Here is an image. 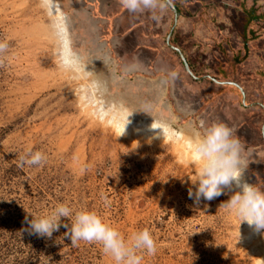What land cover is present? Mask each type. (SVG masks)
<instances>
[{
	"label": "rangeland",
	"instance_id": "rangeland-1",
	"mask_svg": "<svg viewBox=\"0 0 264 264\" xmlns=\"http://www.w3.org/2000/svg\"><path fill=\"white\" fill-rule=\"evenodd\" d=\"M171 1L183 16L171 43L188 39L178 48L199 80L167 44L174 12L164 0L162 10L145 9L146 24L133 27L123 50L134 63L137 47L159 44L164 60L132 79L118 78L110 52L100 50L103 44L74 13L80 1L0 0V42L8 45L0 53V264H114L100 244L72 246L64 227L51 238L22 231L26 216L46 215L60 203L73 218L80 210L97 211L126 240L149 229L157 251L143 252L141 264H264V230L252 241L247 223L221 206L231 190L198 204L189 198L199 165L192 162L194 148L186 147H195L212 124L227 125L243 147V179L264 191V110L253 105L264 106V0ZM61 29L72 64L64 63ZM158 32L159 43L150 40ZM146 55L149 65L157 54ZM233 58L245 97L207 77L225 83L222 69ZM160 68L172 74L167 88L163 78H147ZM150 122L169 136L142 134ZM35 151L45 161L20 166Z\"/></svg>",
	"mask_w": 264,
	"mask_h": 264
},
{
	"label": "clouds",
	"instance_id": "clouds-1",
	"mask_svg": "<svg viewBox=\"0 0 264 264\" xmlns=\"http://www.w3.org/2000/svg\"><path fill=\"white\" fill-rule=\"evenodd\" d=\"M121 4L129 12L136 13L154 7L156 0H121ZM7 47L6 42H0V53ZM130 122L128 119L119 136L125 134ZM150 127L159 129L153 123ZM242 151L240 141L227 125L214 123L209 126L194 147L192 162L199 165V179L195 183V191L188 190V196L198 204L201 199L211 201L219 197L228 188L232 194L221 206L233 211L240 218V225L246 222L255 231L261 232L264 230V191L243 179L246 162ZM45 159L40 151L29 152L27 157L20 158V166L40 165ZM102 199L108 203L105 197L102 196ZM64 219H72L71 225L64 223ZM25 221L27 227L22 231L29 234L51 238L54 232L64 227V237L74 247L81 241L100 244L114 264H141L143 252L154 255L157 251L156 241L149 229L136 231L126 240L97 211L80 210L73 218L72 209L64 203L58 204L46 215L31 216V219L26 216Z\"/></svg>",
	"mask_w": 264,
	"mask_h": 264
},
{
	"label": "crops",
	"instance_id": "crops-1",
	"mask_svg": "<svg viewBox=\"0 0 264 264\" xmlns=\"http://www.w3.org/2000/svg\"><path fill=\"white\" fill-rule=\"evenodd\" d=\"M80 3L78 4V7H80V13L78 14V9L74 10V13H76L77 17H82V22L83 24L88 25L91 32L94 34L95 41L98 44H103L100 46V50H108L110 52V55L113 57L115 60V70L118 78L120 76H123V79H132L131 74L136 75V74H142L148 70V68L153 65V63L160 58L162 53V50H160L161 45L158 44V46H154V48H150L147 45V42L145 41L143 45L138 44L139 47L138 49V55L136 57L140 58L138 62H129L127 61L128 57L130 56V53H125L123 50L125 49V41L124 39L128 37L130 33L133 32V27L135 25H138L139 27H142V25L146 24L145 20H141V16L145 15V11L143 10L141 12H136V13H131L128 10H126L122 4L121 0H77V2ZM76 2V3H77ZM157 6L162 8H165L163 0H156ZM182 11V10H181ZM183 15V12H182ZM73 16V13H72ZM74 17V16H73ZM134 18L136 19V22L131 23L130 19ZM179 19H183V16H180ZM169 22V21H168ZM165 25L161 22V31H164ZM181 25V22L180 24ZM84 28V26H83ZM144 31H145V36L144 39H147V29L146 26H144ZM191 31V30H190ZM161 33L158 32L156 35L149 36L150 40H156V42L159 43L161 39ZM173 44L174 46H182L183 43L187 42L183 41V43H179V45L174 43V38H173ZM187 44V43H186ZM181 48V47H180ZM154 52L156 53V57H150L151 59L153 58L152 63L147 62V55L146 52ZM135 57V56H134ZM142 58V60H141ZM118 59V61L116 60ZM126 59V60H125ZM163 57L159 59L158 62L162 63ZM141 76V75H139ZM145 79H154V80H161L162 78L164 79V82L160 81L161 84L165 83V87L172 83V74H169V72H163L161 68L159 70H154V74H151V76H144ZM237 78V77H236ZM159 82V81H158ZM158 87H161V84L158 83ZM145 87V85H144ZM192 86H189V88L186 89V95L185 98L189 97V92L193 91ZM241 91V90H240ZM256 108H261L260 106H256ZM184 112L187 113L186 115L189 116L191 111L188 108L183 107ZM189 112V114H188ZM183 113V112H182ZM180 114L181 119L183 114ZM264 128V126H263ZM262 128V129H263ZM264 134V132H263ZM264 138V135H263Z\"/></svg>",
	"mask_w": 264,
	"mask_h": 264
},
{
	"label": "bare ground",
	"instance_id": "bare-ground-1",
	"mask_svg": "<svg viewBox=\"0 0 264 264\" xmlns=\"http://www.w3.org/2000/svg\"><path fill=\"white\" fill-rule=\"evenodd\" d=\"M54 4V3H52ZM56 9H57V14L56 16H59L61 14V11H60V8L59 6L56 4ZM61 39H62V54L64 55V63L66 64H72L71 63V59H70V48H69V42H68V39H67V34H66V31L64 29H61ZM62 57V56H61ZM82 68V67H81ZM153 123V126L154 127H158L159 129H153L151 128L150 126L152 125ZM142 130H141V133L142 134H146L147 136H152L154 137L155 135H160V134H163V135H166V136H169L167 134H169V132H167L162 126H160L159 124H156L155 122H150V123H146L145 125L143 124L142 125ZM127 126H126V130H127ZM183 136L182 135H178L177 138L181 139ZM192 144H194L193 142H187V145L186 147H189L190 149L191 148H194V146L192 147ZM247 229L249 231L252 232V236L250 237V239L252 241L255 240L256 238V231L254 230L253 227H250L248 224H247Z\"/></svg>",
	"mask_w": 264,
	"mask_h": 264
},
{
	"label": "water",
	"instance_id": "water-1",
	"mask_svg": "<svg viewBox=\"0 0 264 264\" xmlns=\"http://www.w3.org/2000/svg\"><path fill=\"white\" fill-rule=\"evenodd\" d=\"M164 1L170 6V8H171V9L173 10V12H174V24H173V27H172V29H171V31H170L168 37H167V44H168V46H169L172 50H174V51L179 55V57L181 58V60H182V62H183V64H184L186 70L188 71V73H189L194 79L199 80L200 78L196 77V76L193 74V72L190 70V66H189V64H188V62H187V60H186V58H185L184 53L182 52V50H181L180 48H178V47H176V46H174V45L171 44V37H172V35H173V33H174V30L176 29V27H177V25H178V19H179L180 12H179V9L177 8V6H176L171 0H164ZM207 77L211 78L213 81H215V82H217V83H219V84H234V85H236V86L241 90L242 95L245 97V94H244V92H243V89H242L238 84H236V83H224V82H218L217 80H215L214 78H212V77H210V76H207ZM243 105H246V104H245V101H243ZM253 105H255V106H261V107L264 109V106H263L262 104L257 103V104H253ZM263 132H264V128H263Z\"/></svg>",
	"mask_w": 264,
	"mask_h": 264
},
{
	"label": "trees",
	"instance_id": "trees-1",
	"mask_svg": "<svg viewBox=\"0 0 264 264\" xmlns=\"http://www.w3.org/2000/svg\"><path fill=\"white\" fill-rule=\"evenodd\" d=\"M225 62H226V64L224 65L225 67L222 69L225 72H222V74L225 75V77L227 79L226 82H235V80H237V79H235V76L239 75V71L241 69L239 64H238V59H236V58L228 59V60L226 59ZM232 75L234 76V78L230 79L229 77H231Z\"/></svg>",
	"mask_w": 264,
	"mask_h": 264
},
{
	"label": "flooded vegetation",
	"instance_id": "flooded-vegetation-1",
	"mask_svg": "<svg viewBox=\"0 0 264 264\" xmlns=\"http://www.w3.org/2000/svg\"><path fill=\"white\" fill-rule=\"evenodd\" d=\"M225 83H235V82H225ZM224 85H233V86H236L234 84H224ZM237 87V86H236Z\"/></svg>",
	"mask_w": 264,
	"mask_h": 264
}]
</instances>
